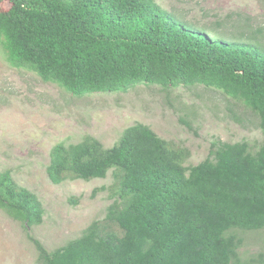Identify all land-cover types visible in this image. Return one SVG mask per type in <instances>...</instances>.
Returning <instances> with one entry per match:
<instances>
[{"label": "trees", "instance_id": "1", "mask_svg": "<svg viewBox=\"0 0 264 264\" xmlns=\"http://www.w3.org/2000/svg\"><path fill=\"white\" fill-rule=\"evenodd\" d=\"M6 1L0 47L12 67L80 96L136 85L214 88L242 101L264 129L259 46L199 34L155 0ZM188 156L139 122L109 147L90 135L52 145L53 184L112 176L104 216L52 250L29 232L43 222L42 202L10 169H0V209L21 223L33 264H264L262 253L240 258L235 233L264 227V139L254 150L246 140L212 142L195 164Z\"/></svg>", "mask_w": 264, "mask_h": 264}, {"label": "rangeland", "instance_id": "2", "mask_svg": "<svg viewBox=\"0 0 264 264\" xmlns=\"http://www.w3.org/2000/svg\"><path fill=\"white\" fill-rule=\"evenodd\" d=\"M155 2L199 34L264 49V0ZM7 6L6 0L0 2V7ZM138 122L175 146L186 147V164L207 157L212 142L246 140L254 150L264 139L259 117L220 90L136 85L80 96L42 81L30 70L10 66L0 47V169H10L16 182L42 202L43 222L29 232L47 250L80 235L92 220L104 216L111 202L106 187L112 182L109 171L104 178L53 184L46 173L52 145L90 135L109 147L125 127ZM235 233L241 239V259L264 255V227ZM36 258L21 223L0 209V264H33Z\"/></svg>", "mask_w": 264, "mask_h": 264}]
</instances>
